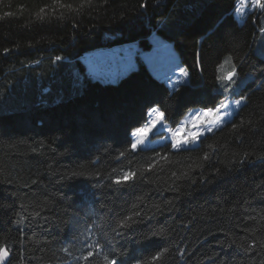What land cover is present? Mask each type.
Returning a JSON list of instances; mask_svg holds the SVG:
<instances>
[{"label": "trees", "instance_id": "obj_1", "mask_svg": "<svg viewBox=\"0 0 264 264\" xmlns=\"http://www.w3.org/2000/svg\"><path fill=\"white\" fill-rule=\"evenodd\" d=\"M60 2L71 10L55 0H0V243L22 264H105L104 253L75 259L97 240L111 242L118 264L121 253L147 264H177L178 249L187 264H261L264 60L252 46L263 14L238 23L232 15L237 0H160L147 10L137 6L140 0H94L79 12L83 0ZM178 29L186 39L176 38ZM154 34L171 44L190 71V86L169 95L140 58L115 82H100L79 60L131 42L149 50ZM5 48L11 51L5 54ZM197 53L202 74L192 67ZM58 55L62 62H55ZM226 56L233 58L228 65L243 68L237 83L249 76L240 86L247 106L232 122L179 152L169 142L132 151L126 141L146 122L147 103L157 102L152 107L173 128L190 109L213 107L226 97L215 80ZM126 172H135V179L111 183ZM185 173L219 179L204 187L197 183L192 191ZM135 211L140 216L133 218L144 223L134 225L135 231L117 229ZM114 229L127 234L118 236ZM164 247L171 251L153 262L151 256Z\"/></svg>", "mask_w": 264, "mask_h": 264}, {"label": "snow or ice", "instance_id": "obj_2", "mask_svg": "<svg viewBox=\"0 0 264 264\" xmlns=\"http://www.w3.org/2000/svg\"><path fill=\"white\" fill-rule=\"evenodd\" d=\"M105 3H107V0H104ZM200 3L206 4L209 2V0H199ZM55 3L58 4L60 7H67L69 10H71V5H63L61 4L60 0H55ZM240 7H237L234 9L235 13H241V8L246 6V0H239ZM159 6L160 5V0H140L138 3V7L140 9L147 10L149 7L152 6ZM247 5L250 6L251 9H254L262 14H264V0H247ZM94 6V0H83V2L78 6L75 11L79 12L82 11L84 7L92 8ZM10 15V14H9ZM75 27V25H73ZM259 31L262 35H264V26L259 28ZM179 37H185L187 38L186 33L182 29H178L176 32V38ZM11 51V49L5 48L4 53L7 54ZM257 55L264 60V45L261 46V48L258 50ZM232 56H226L223 58V62L219 63L216 72H221L222 69L224 68L225 64H230L232 62ZM64 60V57L62 56H56L55 57V62H62ZM247 63V54L243 58L240 59V64L245 65ZM194 68H198L201 72V74L204 71L203 68V61L200 57V54H196L195 62L192 65ZM243 71V68L241 67L238 69L236 64H232L231 70L228 71L226 74L222 75H215V80L220 82V88L218 91L220 92L221 95L223 93L227 92L230 96L234 95H239L240 98L236 99L234 101H229L228 103H225L223 100H220L218 102H213V107H207L206 110L202 113V117L208 118L207 122L205 123L204 120L201 121L205 131L200 132V131H193L191 134L190 139H185L183 141H178L175 143H171V147L175 149L177 152L184 150L186 146L190 144H195L197 141L200 140L201 136H207L209 133H214L215 131L221 130L222 126L225 123H231V117L233 116V113L229 111L230 109L235 106L236 109H240L241 106L246 107L247 106V101L248 97L244 96L241 93L240 85L237 84V80L240 79V72ZM260 71L264 73V68H261ZM173 74L177 75V79L171 80L170 83L172 85V91L169 93L171 95L174 92L179 91V86L180 85H185V87L190 86L189 81L191 80V73L188 69L185 67H182L180 65H176V67L173 69ZM182 78V79H181ZM79 79V77H77ZM243 81H241V84ZM235 85V87H233ZM153 103H157L155 101L149 102L145 105L149 109L145 115H151L155 113L157 115V119L152 121L150 127L146 126L143 128L137 129V131L141 135H147V133L159 124L161 127L164 126V117L165 113L163 111H159L157 107H152ZM237 115L239 114L238 112L236 113ZM233 129H235L237 126L235 123H232ZM132 135H136V133H132ZM127 143L131 144V150L136 151L137 150V145L141 143L140 140H137L136 142H132L130 139L126 141ZM167 146V145H166ZM191 150V149H190ZM121 156L124 155L123 152L120 153ZM160 159H167V157H160ZM205 160L210 159V157L206 154L204 156ZM243 163V161H241ZM154 165H149L148 170L150 171ZM216 172H219V169L216 170ZM73 176H76L77 173H73ZM176 174L173 173V176ZM186 179L189 180V187L194 191V186L199 183L201 187H204L208 184H212L216 182L217 179H219L215 175H210V176H204L203 173L200 174L198 179H191L190 177L187 176V174H183ZM136 177L135 172H126L124 173L123 176L116 177L112 180V184L116 186H123L126 185L129 181H133ZM179 178V177H178ZM117 191V189H113V192ZM177 192H179V189H176ZM192 191H189L187 195L191 196ZM167 203H171L168 201ZM157 211H160V206L155 205ZM140 216L139 211L133 212L132 215H125L122 219L119 220L117 224V229L121 230H128V231H135L136 229L134 228V225L142 224L144 223V218H141L140 220H135L133 217ZM152 217H148V219H151ZM195 219V218H193ZM17 225L23 223V219L19 220L16 222ZM187 227V225H185ZM117 229H114L116 235L118 236H123L126 235V231H118ZM18 231H22V229H18ZM89 233L91 232L90 229H87ZM155 235V234H154ZM85 240H88L89 237L85 236ZM151 240V238H148ZM256 245L253 243L250 245L248 248L243 249L245 252L250 251L251 248L255 247ZM261 246H264V241H261ZM86 247L89 249L87 251V254H81L79 257H75L76 260H83V261H89L91 257L94 255H100L101 253H104L103 255V260L105 264H118L117 258H116V253L114 248L111 246L110 241H106L104 243H101L100 241H91L89 242ZM66 254L71 255L69 252L68 247H64L61 249ZM171 250L167 247L162 248L161 250L156 251L152 256L151 260L153 262L156 261H162L165 259L166 254L169 253ZM12 249L8 246L6 243H0V264H13V259H16L17 264H22V257H13L11 255ZM175 256H179V261H183L184 264H187V261L185 259V252L182 249H178L175 255L173 256V259H175ZM120 259H119V264H147V262L140 256H125L124 253L120 254ZM209 259H212L209 257ZM179 261L177 264H179ZM215 264V262H213ZM261 264H264V261H261Z\"/></svg>", "mask_w": 264, "mask_h": 264}, {"label": "rangeland", "instance_id": "obj_3", "mask_svg": "<svg viewBox=\"0 0 264 264\" xmlns=\"http://www.w3.org/2000/svg\"><path fill=\"white\" fill-rule=\"evenodd\" d=\"M237 7H240L239 0L237 1L235 8ZM258 13V11L251 9L250 6L247 5L246 0V6L241 8V13H235L233 11V16L238 23H242L248 15L252 14L256 16ZM261 19L264 21V14L261 16ZM149 41L151 43V48L146 51L140 50L136 42L105 48L102 51L95 50L92 54L85 57L84 60H81L84 64L85 72L94 80L100 82H115L128 71L135 69L137 66L136 59L140 58L149 71L157 78L163 80L169 89L172 90L170 81L178 78L177 75L173 74V69L176 65H182L170 43L155 35H151ZM262 45H264V35L259 31L252 46V50L256 55ZM230 70L231 66L225 64L222 71L218 72V75L226 74ZM246 79H249V76H246V78L241 81L244 83ZM241 81L237 83L240 86L243 84H241ZM218 83L220 88V82L218 81ZM233 87H235V85ZM224 94L227 96L224 99V102L228 103L230 95L227 92ZM233 98L234 97H231L232 100ZM234 109H236L235 106L229 111L233 112L235 111ZM204 111L205 110L201 108H193L184 115L180 126L171 129L166 127L165 124L163 127L157 124V126L152 128L147 135H141L137 129L146 126L150 127L152 121L157 119V115L153 113L149 115V120L146 124L132 131V133H136L134 136L131 133L133 138L132 142L140 140L141 143L137 145V149H145L168 142L171 144L190 139L193 131H205L201 121L204 120L206 123L208 118L202 117ZM197 142L186 146V148L197 145Z\"/></svg>", "mask_w": 264, "mask_h": 264}]
</instances>
